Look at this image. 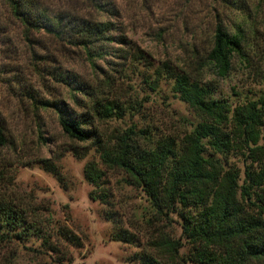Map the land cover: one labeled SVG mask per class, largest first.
I'll return each mask as SVG.
<instances>
[{
    "label": "rangeland",
    "instance_id": "obj_1",
    "mask_svg": "<svg viewBox=\"0 0 264 264\" xmlns=\"http://www.w3.org/2000/svg\"><path fill=\"white\" fill-rule=\"evenodd\" d=\"M35 1L50 13L61 9L110 21L112 39L102 57L88 59L77 46L26 30L0 0V125L7 136L0 147V201L21 209L24 220L21 227L0 234V264H141L140 255L154 253L149 242L157 234L180 236V219L154 214L123 173L101 165L95 141L126 128L145 142L191 130L198 118L171 91L170 71L155 75L162 62L172 72L189 64L194 77L231 106L264 98V0ZM107 1L113 15L96 7ZM215 21L231 32L239 30L241 37L240 54L233 55L224 77L211 65L195 69ZM95 100L117 108L107 118L97 117ZM40 102L65 106L95 134L85 141L69 138L56 111ZM87 161L105 173L101 187L107 190V204L88 197ZM228 164L241 170L243 156L228 155L223 166ZM108 210L113 222L104 217ZM63 230L74 234L78 244L63 239ZM116 230H125L131 240L114 239ZM181 243L178 255L187 256L191 246L182 237ZM161 263L170 264L165 257Z\"/></svg>",
    "mask_w": 264,
    "mask_h": 264
},
{
    "label": "trees",
    "instance_id": "obj_2",
    "mask_svg": "<svg viewBox=\"0 0 264 264\" xmlns=\"http://www.w3.org/2000/svg\"><path fill=\"white\" fill-rule=\"evenodd\" d=\"M4 2L26 30H41L77 46L88 59L102 57L104 45L112 39L110 21L89 20L61 9L50 13L35 0ZM98 6L113 15L108 1L96 3ZM240 49L239 30L231 32L215 21L209 47L195 69L199 72L211 65L218 77H224L233 55H239ZM192 69L185 64L172 72L168 63L162 62L160 72L155 70L156 77L162 75L161 70L170 71L171 91L198 118L191 130L145 142L132 128H126L105 141L97 138L98 158L105 169L120 171L128 184L139 188L154 214L170 213L180 219V236L172 239L157 234L149 242L154 253L140 255L141 264H163V257L170 264L177 260L190 264H264V142L260 143L264 140V98L231 106L213 96L210 86L195 78ZM40 103L56 111L59 126L69 138L85 141L95 134L83 126L87 123L83 117H77L65 106ZM94 105L97 117L103 118L117 108L108 101L95 100ZM6 142L0 125V147ZM233 153L243 156L241 170L234 164L223 166ZM42 165L52 170V166ZM104 174L93 161L83 165L84 178L92 186L88 197L107 204V190L101 187ZM22 213L0 201V234L21 227ZM104 217L114 221L109 210ZM62 232L68 243L78 244L74 234ZM181 237L191 246L187 256L178 255ZM114 239L129 242L131 236L125 230H116Z\"/></svg>",
    "mask_w": 264,
    "mask_h": 264
}]
</instances>
